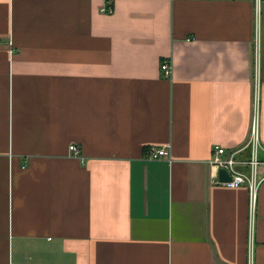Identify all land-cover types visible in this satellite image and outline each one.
Listing matches in <instances>:
<instances>
[{"label": "crops", "instance_id": "1", "mask_svg": "<svg viewBox=\"0 0 264 264\" xmlns=\"http://www.w3.org/2000/svg\"><path fill=\"white\" fill-rule=\"evenodd\" d=\"M255 92L264 159V0H0V264H264Z\"/></svg>", "mask_w": 264, "mask_h": 264}, {"label": "built area", "instance_id": "2", "mask_svg": "<svg viewBox=\"0 0 264 264\" xmlns=\"http://www.w3.org/2000/svg\"><path fill=\"white\" fill-rule=\"evenodd\" d=\"M259 0H256L258 3ZM101 12L110 13L111 8L104 6ZM160 68L165 77H170L172 73V67L168 60L161 63ZM256 82H258L257 72L255 76ZM253 102V116L249 131V136L246 142L241 147H236L230 150H226L222 146H215L212 150V159L210 166L212 170L211 182L224 185L226 187H238L246 184L249 191V204L250 211L253 210V206L256 200L257 188L261 180L264 178V159L260 157L259 151L261 148L259 137V125H258V94L255 92ZM69 151L73 155H78L79 150L75 144L68 146ZM248 149V156L246 158L241 157V152ZM168 150L166 148H150L147 150V156L151 159H158L168 156ZM223 168L227 171L230 179L227 181H220L217 177V171Z\"/></svg>", "mask_w": 264, "mask_h": 264}, {"label": "water", "instance_id": "3", "mask_svg": "<svg viewBox=\"0 0 264 264\" xmlns=\"http://www.w3.org/2000/svg\"><path fill=\"white\" fill-rule=\"evenodd\" d=\"M218 178L220 181H227L230 179V176L225 169L220 168L218 170Z\"/></svg>", "mask_w": 264, "mask_h": 264}]
</instances>
